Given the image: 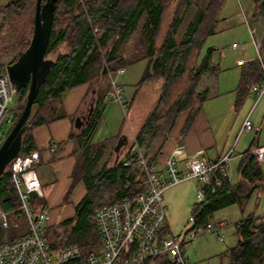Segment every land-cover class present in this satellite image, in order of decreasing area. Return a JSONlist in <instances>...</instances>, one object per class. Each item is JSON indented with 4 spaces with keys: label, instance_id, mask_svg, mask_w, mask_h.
<instances>
[{
    "label": "trees",
    "instance_id": "obj_1",
    "mask_svg": "<svg viewBox=\"0 0 264 264\" xmlns=\"http://www.w3.org/2000/svg\"><path fill=\"white\" fill-rule=\"evenodd\" d=\"M48 1L53 3L52 29L46 50L50 66L19 136L16 156L35 148V126L57 117L52 103L54 100H61L65 91L83 82L94 85L106 81L103 91L98 93L88 124L82 131H71L69 134V137L77 139L84 162L81 174L75 170L68 193L80 177L88 181L87 191L76 206L75 216L76 232H82L77 233L73 242L80 245L81 252L69 264H84L89 250L96 248V237L99 238L90 213L105 199L133 196L145 187L142 169L136 165L124 166L122 158L112 166L94 168L103 142L96 145L92 139L103 115L110 74L115 75L120 68L127 69L128 66L143 63L142 73L135 84H144L157 91L154 103L135 132L136 140L145 146L148 161L154 163L180 115L187 111L181 131L184 135L208 98V88L198 89V83L206 71L215 72L219 65L211 62L212 47L201 60L199 57L206 38L216 31L225 0H209L204 8H197L180 37H177L178 28L193 0H42L43 3ZM35 7L36 0H6L0 3V30L5 29L0 31V55L4 54L8 59L0 60V72L7 64L15 62L28 46L33 33ZM259 18L264 24V0H253L251 19ZM94 27L98 29L96 32ZM130 38H134L135 42L131 51L126 52L123 50L124 43ZM259 53V58L240 65V80L235 89L236 106L251 93L248 85L264 77V32ZM117 83L121 84L118 80ZM16 90L19 103L15 108L13 124L23 109L28 85H17ZM127 99L131 105L132 99ZM33 107H36L34 111ZM254 145L257 144L251 143L242 152L241 159L243 177L250 181L262 177L260 161L251 152ZM11 161L0 176V206L8 212V225L3 226L0 221V241L18 238L29 230L16 187L10 179ZM136 173L140 174L139 179L134 177ZM240 189L241 184L231 185L228 177L223 178L222 184L213 191L204 187L205 199L195 203L191 210L195 217L193 226L209 221L224 195L231 202L244 204L254 188L246 193H241ZM30 200L35 210L45 206L42 197H31ZM73 220L71 218L64 223ZM92 227L95 235L84 237L83 231ZM236 231L239 238L235 245L225 250V264H264V216L248 215L236 223ZM166 233L163 227L160 236ZM144 264L175 263L165 254H160Z\"/></svg>",
    "mask_w": 264,
    "mask_h": 264
},
{
    "label": "built area",
    "instance_id": "obj_2",
    "mask_svg": "<svg viewBox=\"0 0 264 264\" xmlns=\"http://www.w3.org/2000/svg\"><path fill=\"white\" fill-rule=\"evenodd\" d=\"M251 35L256 34L245 16ZM252 27V28H251ZM94 32L98 29L94 27ZM257 50L260 42L254 37ZM236 46V43H233ZM260 53L258 54V58ZM264 70V61L262 62ZM120 68L116 74L122 73ZM111 88L105 98L117 100L126 116L129 100L117 83L114 75L110 74ZM248 89L255 96L254 105L264 95V77L248 85ZM16 86L11 82L4 69L0 72V128L6 115L10 111L12 92ZM245 117L242 129L253 130L254 126ZM184 151V145L178 141L171 152L164 158L162 165L150 163L145 155V146L140 144L135 136L129 142V154L122 161L124 166H134L143 171L144 189L137 194L117 200H103L91 213L90 218L95 222L101 242L99 249L89 250L84 264H144L148 259L165 254L175 264H188L184 251L187 242L198 236L216 233L222 238V230L226 227L223 218L212 219L201 226H193L179 235H163L160 231L166 220V205L163 192L169 186L186 179L199 182L197 196L202 198L204 187L212 191L222 184L225 177L230 178L228 170L233 150L226 152L215 160H207L202 151L189 153L186 165L180 169L179 156ZM252 154L258 161H264V144H257L251 148ZM39 150L16 156L11 161L10 179L16 187L20 208L26 216L29 230L24 235L14 239L0 241V264H69L80 255L81 248L76 242L61 247H51L44 236L43 224L47 217L45 209L35 210L30 200L31 193L42 195L41 183L35 168L39 161ZM191 220L195 217L192 215ZM0 221L3 226L8 225V212L0 206Z\"/></svg>",
    "mask_w": 264,
    "mask_h": 264
},
{
    "label": "crops",
    "instance_id": "obj_3",
    "mask_svg": "<svg viewBox=\"0 0 264 264\" xmlns=\"http://www.w3.org/2000/svg\"><path fill=\"white\" fill-rule=\"evenodd\" d=\"M208 1L209 0H206L204 6L208 3ZM193 12H195V10H193ZM186 13L179 28L183 24L186 27L187 23L189 22L190 18L193 15L192 13V15L186 16ZM249 22L252 26L256 28L255 35L259 40V42H261V38L264 32V24L262 19L260 18L249 19ZM223 23H224V19L220 18V21L216 26V31L220 27V25L222 26ZM223 25L227 26L226 24ZM185 27L183 31L185 30ZM182 33L183 32H181L179 37L182 35ZM247 45L248 44L242 46L243 55H239L238 58L236 59V65H238L239 67L243 62L256 58L257 54H259V50L257 49L254 50L251 42L249 44L251 45L250 48H247L248 47ZM254 51H256V55ZM142 69L143 66L142 68H138L132 74L130 79L124 78V76L128 71L127 69H124L122 73L114 75L118 80V82L122 84L125 90L124 93L126 92L125 95L130 99H132L130 105L131 108L128 111L130 117L134 113L135 100L141 95V93L143 92V88L145 87L144 84L137 86L135 84L142 73ZM208 72L211 74H208ZM220 72H221L220 65L215 72L206 71L205 72L206 74L204 73L203 75L207 77L205 79H202L206 83L204 82L203 84L204 86L201 89L209 88L210 90V85L212 84L218 87L219 85L225 83V81H222V78L224 76H221ZM233 80L237 81V78L234 77ZM233 80L231 81L230 88H233L234 86ZM105 83L106 81L104 80H102V84L97 83L94 85L89 84V82H83L68 89L63 93L61 100H54L52 102L57 117L51 121L41 123L33 128V139H34L35 148L39 150V155H40L39 161L35 164V168L41 183L42 195H39L36 192H32L31 197L34 199L42 197L44 199L45 206L43 209L47 211V217L43 224V233L51 247H61V246H65L66 244H70L71 242H73V240H75L77 233L82 232V231L76 232L77 230V223L75 220L76 206L81 202L83 196L87 191L88 181L80 177L75 183L72 190L68 193L75 170L77 173L81 174V166L83 165L84 162L83 155L81 154V149L77 142V139L74 137L73 138L69 137V134L71 133V131L72 132L82 131L84 127L88 124V121L94 111L96 100L99 96L98 93L103 91L104 88L103 85ZM125 86H127V89ZM210 94H211L210 97H217L222 95V94L218 95V91L213 93V95L212 93ZM263 96L258 100V102L255 105L253 103L251 110L257 106V104L261 101ZM204 102L201 108L199 109V111L197 112L195 119L192 122V125L188 128V130L184 135L181 134V131L187 117V111H184L180 115L179 119L177 120L171 132V135L168 137L167 141L162 146L161 153L158 154L154 163H156L157 165H162L165 156L171 152L173 146L178 141L182 142V144L184 145V151L179 156V160H178V166L180 169L185 167L186 157L189 153L202 151V156L207 160H215L225 154L222 152L224 148H226V143L219 144V141H221L220 134L222 132V127L225 126L224 125L225 122L223 120L220 121V117L218 119L217 110H215L213 107L207 108L204 105ZM114 105H117L119 108H121L117 100L113 98H105L102 118L105 116V113L109 109V107L114 108ZM146 106L148 107V105ZM148 109L146 108L145 111H143V113L141 114L143 117L147 113L146 110ZM124 117L125 118H124L123 126L119 125L117 129H114L113 131L114 133H112L110 137H106L103 141L100 142V143L103 142V145L98 153V159L94 167L95 170L101 168L103 165L112 166L118 161L119 158L123 159L126 155H128L129 142L135 136V132L138 129L139 124L143 117L138 118L136 120L137 122L133 120L132 122L134 123H131V120L128 121L125 115ZM254 129L255 132H258L261 129V127H256ZM122 134H125L127 138L126 141L121 145L119 151L117 152L114 149V147L117 142L116 140H118V138ZM92 141L95 142L93 139ZM107 142H111V143H110V149L107 150L106 152ZM260 142H261L260 138L257 139L254 138L250 141V144L251 143L260 144ZM98 143L96 142V145ZM242 152L239 153L238 155L239 163L237 166L236 177L233 178L232 176H230V182L231 185L240 183L241 193H246L250 188H254V190L251 196L249 197V199L242 205H240L238 202H231L227 200L226 195H224V197H222L221 199V203L218 204L217 205L218 207L212 211V215L209 220H212L214 218L213 216L215 215V213L218 212L219 210L232 206L234 204H238L239 206L244 207V205L251 199L255 191L259 187L260 188L264 187V171L262 169L261 164H260V168L262 170V177L260 179H255L254 181H250L247 178L243 177V174L241 172ZM101 157H104V159L98 168V163ZM231 159H233V157ZM134 177L139 179L140 174L136 173ZM196 182H197L196 186L198 187L199 182L197 180ZM205 197L206 196L204 193L201 199L198 198V201L192 204V207L195 203L205 199ZM63 204L65 205V210L63 211V213H61L58 211V208ZM251 214L252 213L248 215ZM261 216H264V214H262ZM71 218L74 219L73 222L64 223L66 220H69ZM164 228L166 229L167 233L170 232V226L168 224L167 216L164 223ZM83 232H84V237L86 238L95 235V230L93 227L90 228L89 230L87 228ZM195 239H197V237ZM94 246L96 247L95 249H99L101 247L100 239L97 237ZM185 247L186 244L184 246V250L186 249ZM198 247H204V246L203 244L202 245L199 244L198 246H196V248L198 249ZM197 257L199 256L197 255ZM188 264H189V259H188Z\"/></svg>",
    "mask_w": 264,
    "mask_h": 264
},
{
    "label": "rangeland",
    "instance_id": "obj_4",
    "mask_svg": "<svg viewBox=\"0 0 264 264\" xmlns=\"http://www.w3.org/2000/svg\"><path fill=\"white\" fill-rule=\"evenodd\" d=\"M4 1L6 0H0V3ZM205 3L206 0H193V3L190 5L191 7L189 6V10L186 11V16L192 15V13H194L193 10H196L197 8H204L207 5L206 4L204 6ZM252 13L253 0H225L220 11V18L224 19L223 24H226L227 26H224L223 24L222 26L220 25L214 34L206 38L199 57V60H201L206 54L208 48L212 47L213 51L211 55V62L220 65V74L221 76H224L222 81L227 83H223L218 87L213 84L210 85V90L208 88L209 98H207L208 100L206 99V104L204 102V105L207 108L213 107L217 110L218 119L220 117V121L223 120L225 122V126L222 127V132L220 134L221 141H219V144L226 143V148H224L222 153L233 150V159L230 160V165L228 167L230 176L233 178L236 177L237 166L239 163V153L247 149L250 141L254 138H260V144H264V96L252 110L251 108L255 101V96L252 93H249L239 106L235 105L237 100L235 89L239 84L241 73V67L236 65V59L239 55H243V45L245 46L248 44L247 48H250L251 45L249 44L251 42L254 50L257 49L254 40L255 35H251L248 24L245 21V16L248 19H251ZM184 27L185 25L183 24L179 28L177 37H179L181 32H183ZM3 30L5 31V29L0 31L2 32ZM134 42L135 39L130 38L128 42L124 43L123 50L130 52L133 48ZM233 43H236L237 45L234 46ZM254 52L256 55V51ZM0 60L7 61L8 59L4 54H2L0 55ZM142 66V64L128 66V71L124 78L130 79L132 74L138 68H142ZM208 74L211 73L208 72ZM203 76L198 83V89H201L204 86L203 84L205 81L202 79H205L207 76ZM234 77L237 78V81L233 80ZM232 80L234 81V86L233 88H230ZM125 87L127 89V86ZM109 88H111V79L107 89ZM217 91L218 95H222L210 97V93L213 95V93ZM156 96L157 91H155L152 87L145 86L141 95L135 100L134 113L131 116L132 119L128 113L131 108L129 104L126 112L127 120H131V123H134L132 122L133 120L137 122L136 120L138 118H142L143 116L141 114L146 108L148 109L152 106ZM12 98L13 101L10 103V111L6 115V119L3 121L0 128V144L13 125L15 108L19 103L17 90L12 92ZM146 105H148V107ZM35 109L36 107H33V111ZM249 112V118L252 121L254 128L261 127L258 132H255V129L252 131L242 129L243 121ZM124 118V112L117 105H114V108L109 107L105 116L101 118L98 124V127L93 135V140L100 143L106 137H110V135L114 133V129H117L119 125L123 126ZM110 143L111 142L106 143V152L110 149ZM103 159L104 157L100 158L98 168ZM260 164L264 171V161H260ZM196 183L195 179H186L169 186L163 192V200L166 205V216L170 226V232H168L167 235L183 234L186 230H189L193 226L194 221L190 218L193 215L191 212L192 204L198 201ZM64 210V204L58 208V211L61 213H63ZM250 213L255 215L264 214V187H259L244 207L234 204L215 213L213 219H218L220 217L226 219V227L222 230L224 239H219L216 233H208L187 242L185 247L186 249L184 251L189 259V264H225L227 262V256L224 255L225 250L230 246L235 245L239 238L236 231V223L246 218ZM199 244H203L204 247H198L197 249L196 246ZM202 249H204L205 252ZM197 255L199 257H197Z\"/></svg>",
    "mask_w": 264,
    "mask_h": 264
},
{
    "label": "water",
    "instance_id": "obj_5",
    "mask_svg": "<svg viewBox=\"0 0 264 264\" xmlns=\"http://www.w3.org/2000/svg\"><path fill=\"white\" fill-rule=\"evenodd\" d=\"M53 21V3L36 0L34 27L30 42L21 55L11 64L5 66L11 82L28 85L26 99L21 113L0 144V176L4 167L16 156L19 149L18 139L29 116L33 102L38 95L40 85L49 70L46 50L50 39ZM122 134L114 147L118 152L126 141Z\"/></svg>",
    "mask_w": 264,
    "mask_h": 264
}]
</instances>
